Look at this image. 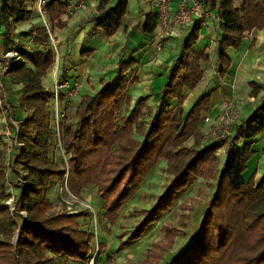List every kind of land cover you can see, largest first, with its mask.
<instances>
[{
	"label": "trees",
	"instance_id": "16d2710c",
	"mask_svg": "<svg viewBox=\"0 0 264 264\" xmlns=\"http://www.w3.org/2000/svg\"><path fill=\"white\" fill-rule=\"evenodd\" d=\"M110 1L99 0L97 10L103 11ZM129 1L118 0L95 27L106 37L115 36L128 13ZM235 3L202 0L204 8L218 12L220 19L217 64L221 79L232 67L226 51H237L254 29H264V0H243L239 7ZM33 4V0H0V26L4 28L0 32V56L16 50L21 58L9 63L5 78L22 88L17 105L26 114L24 121H15L18 132L10 138V154L0 123V264H54L57 258L89 264L94 259L95 234L81 229L78 223L85 212L67 211L66 203H62L64 210L51 212L48 195L55 182L61 181L78 200L83 191L96 189L97 198L103 201V218L113 227L120 211L141 191L161 160L171 175L169 184L151 208L135 212L142 219L131 231L120 233L118 247L125 249L142 240L201 178L216 181L212 197L184 251L173 255L167 264H264V176L259 183L254 175L248 181L243 177L255 156L252 146L264 133V95L252 115L234 129L232 136L243 142L241 147L231 143L232 136L200 147L204 135L199 126L203 114L210 112L212 95L199 97L188 111L184 103L185 93L202 82L204 65L211 59L207 47L198 45L203 25L195 22L189 28L149 121L144 112L146 97H140L130 108L129 87L137 79L128 74H134L136 62L123 58L117 63L115 77L107 83L100 79V89L80 96L73 111L66 107L69 100L61 94L59 107L66 108L62 109L65 116L58 119L54 90L42 83L57 60L56 52L50 49L49 31L42 23L31 31L16 30L31 20ZM43 10L53 35L57 29L64 30L67 23L62 18L68 13L64 2L50 0ZM139 26L143 35L153 39L160 26L158 13L150 11ZM32 44L37 46L33 51L26 46ZM91 55V51L81 53ZM66 61L65 57L59 67L58 84L66 81ZM248 87L250 98L264 94L257 81ZM5 93L0 87V118L5 116L10 129L13 107ZM222 147L226 158L219 169L217 150ZM8 187L18 192L12 193ZM164 231L166 246L171 247L178 229L167 226ZM104 247L99 244L95 264L102 263ZM150 255L157 261L163 259L160 252Z\"/></svg>",
	"mask_w": 264,
	"mask_h": 264
},
{
	"label": "crops",
	"instance_id": "0c3cea01",
	"mask_svg": "<svg viewBox=\"0 0 264 264\" xmlns=\"http://www.w3.org/2000/svg\"><path fill=\"white\" fill-rule=\"evenodd\" d=\"M33 1V16L30 21L21 23V25L16 28L19 33L23 31H31L42 23L39 15L36 14L38 0ZM139 1L141 3L143 2L144 5H141L140 7L137 6L134 12L130 11L129 2L128 13L123 21L121 29L115 36L110 38L106 37L102 30L95 27V22L105 15L107 9L115 6L118 0H111L101 12L97 10L99 0H86V6L83 9H78L75 12L64 15L62 21H65L67 25L64 27V30H55L54 37L58 44L61 61L65 57L67 58L65 64V71L67 72L66 81L71 87L80 90L79 93L70 96L72 100H79L82 95H93L95 90H97V83H99L100 79H103L106 83L113 79L117 73V63L123 58L127 62L131 60L136 62V65L132 68L134 74H128L130 78L135 77L137 79V82L129 87V97L131 98L130 108L135 105L140 97H146L147 108L144 112H152V116L156 112V107L161 98L160 90L166 83V78L172 63L180 55L183 40L189 29L185 28L179 32L176 31L168 37H161L162 40L158 37L156 38V41H153L152 38L150 40V37L141 33L139 25L144 24L145 17L150 11L158 13L155 4L156 0ZM242 1L243 0H236L235 5L239 7L242 4ZM174 5L175 4H173V6ZM213 12L218 14L216 11ZM3 29L4 28L0 26V32H3ZM221 36L222 33L219 29V23L215 20H210L208 25L204 27L200 33L201 39L198 43L199 48L203 49L204 47H207L208 52L213 48H217V51H215L218 52L219 42L222 39ZM253 40L255 44L251 45ZM159 42L162 44L161 50L157 48ZM85 51H91V57L81 56V53ZM226 52L232 62V67L229 72H236L238 68L234 66V62L239 60V64L243 65L244 70L246 69L248 72V78L255 79L254 81H257L264 89V70L263 66H261V61L264 59V29H254L251 34L246 36L242 46L237 49V51L230 48ZM231 53L235 55V61L231 58ZM216 70L218 74V69ZM229 72L224 79H220L226 80L224 81V87L226 89V95H228L227 103H233L235 95L240 91H245V89H237L238 80H236L235 76L233 77V80H231ZM58 75L59 73L55 72L49 73L42 80L43 86L52 89L54 84L58 81ZM214 75L210 77V80L205 79L206 76H203L201 81L204 85L198 90V92H196V94L195 91L198 89V86L194 91L185 93L187 98L184 106L185 104L188 106L189 103H191L192 106L201 94L210 95L211 90L221 86L218 85V82L217 84H212V78H214ZM251 82L252 81H247L246 83L249 86V83ZM209 85L210 87L214 86L215 88H207ZM1 86L5 89L6 98L13 107L12 116L14 117L10 119V122L12 123L13 120L16 122L24 121L26 114L22 112L17 105V101L22 95V88L13 85L10 79L5 77L1 81ZM247 90H249V87ZM189 95H191V97ZM263 95L264 94L261 92L257 98L249 97L251 105L244 108L246 117L244 116L243 111L240 110L243 118H249L252 115L255 107L260 103L257 102V100L260 98L262 99ZM212 102L213 101H211L210 112L203 114V120L199 126L203 135L211 132V123L208 122L213 120L214 123V118L221 116L224 110L223 106L225 107L227 104L225 102L226 104L223 105L224 101L217 100V111L211 112ZM0 120V123H3V127L5 128L4 116L0 118ZM206 123H208V125ZM218 127L219 121L214 129H217ZM252 151L255 152V156L248 162V169L243 174V177L248 181V179L254 175L255 180L259 183L264 176V133L256 139L252 146ZM223 152H225V149ZM225 158L226 152L221 166L223 165Z\"/></svg>",
	"mask_w": 264,
	"mask_h": 264
},
{
	"label": "rangeland",
	"instance_id": "374dc122",
	"mask_svg": "<svg viewBox=\"0 0 264 264\" xmlns=\"http://www.w3.org/2000/svg\"><path fill=\"white\" fill-rule=\"evenodd\" d=\"M129 2H130L131 12H134L137 6L140 7L141 5H144L143 2L141 3L139 0H130ZM51 43L52 46L50 47V49H53L56 52L55 49L56 47L58 48V44L56 43L54 44L52 41ZM26 46H28L29 50L32 51L37 48V46L35 47L33 44ZM215 50L217 51V48L215 49L213 48L209 50V52L211 53V59L209 63L204 65L205 67L204 76H206L205 79L210 80L211 79L210 77H212L215 74L214 78H212V84L214 85L217 84L218 82V85H221L216 89L211 90L210 95H212V101H213L211 112L217 111L216 109L217 100L224 101L223 105H225L228 100L227 99L228 95H226L225 92L226 89L224 87L225 86L224 81L226 80H221L216 72L217 71L216 69H218L219 66L217 64L218 52H216ZM230 56L235 61L234 59L235 55L231 53ZM59 57H60V53H59ZM261 62H262L261 66H263V70H264V59ZM61 63H62L61 59L57 57L55 66L53 67L51 72L59 73L60 72L59 67H61L60 66ZM211 65L213 66V68ZM234 66L237 67L238 69L236 70L235 73L234 71L233 73L229 72L230 79L233 80V77L235 76L236 80H238L237 89L239 88L245 89V91L244 90L240 91L239 93H237V95H235L233 100V106L234 109L238 111L242 110L244 116L246 117L244 108L251 105V101L248 94L249 90H247L248 84L246 82L247 81L253 82L255 79L248 78V72L246 71V69L244 70L243 65L239 64V60L234 62ZM97 85H98L97 90H99L101 84L97 83ZM203 85H204L203 82L200 85H198L197 87L198 89L195 91V94ZM210 85L207 88H209ZM210 88L212 89L215 87L211 86ZM204 95H209V94H204ZM204 95L201 94L200 97ZM189 96L191 97V95ZM68 100L69 101L66 103V107L69 110L73 111L74 108L78 105L80 100L78 99L72 100L71 97H69ZM261 100L262 99L260 98L257 100V102H260ZM175 105L176 104H173V106ZM53 107L54 110L57 111L56 104H54ZM64 107L65 105H61V108L59 107L60 113H63L62 109ZM190 108H191V103H189L188 106L187 104H185L184 110L188 111ZM151 117H152V112H147L146 120L149 121ZM220 117L218 116L214 118V123L213 120L211 122H208L211 123L210 128H212V130L216 128L217 122L219 121ZM59 119H62V117L59 116ZM244 119L247 118H243V120ZM208 123L206 124L208 125ZM207 134H205L204 137ZM230 141L231 143H233V145H237V147H241V145L243 144V142H239V140L234 138V136L231 137ZM188 144L191 145L192 142H189ZM205 145H208V143H205L203 139L200 147H203ZM224 149L225 147H222L217 150V155L219 157V164H218L219 169L221 168L222 161L225 157V152H223ZM170 178L171 175L168 174L166 171V163L164 160H161L155 166L154 170L150 173V175L143 182V187L141 188V191L133 198V200L129 204H127L126 207H124L120 211V218L118 219L116 224L113 225V227H111L108 224V222L103 218L104 215L102 210L103 201L97 198L95 189L83 191L82 199L78 200L75 199V197L72 196V194L68 191V189L62 186V182L58 180L57 182H55L53 186L54 188L50 191L48 195V201H50L52 206L51 212L64 210L62 203H66V206L69 207L67 211L71 210L75 212H81V211L85 212L86 216H84V218H80L78 220V223L80 224L81 229L91 231L92 233L95 234V241H94L95 244L93 245L94 258L99 253V244L103 243L105 245L104 249H102L103 253L101 255V260H102L101 264H167V262L171 259L173 255H179L184 251L187 243L190 241L194 233L198 230L202 216L206 212L205 209L207 203L212 197L211 195L215 188L216 181L214 180L209 181L201 178L195 180L194 183L189 188H187L184 194L177 200L171 212L163 216L160 219V221L156 224V227L146 236H144L142 240L138 241V243L128 248L120 249L118 247L117 240L118 237L120 236V233L128 232L135 228V226L142 219V217L137 215L135 212L141 211L142 209L145 208L146 209L151 208L156 203L157 197L164 191L165 187L169 184L168 182ZM8 188L9 191L12 193L18 192L13 188L10 187ZM9 203H10V207H12L13 203L12 202ZM16 217L20 219L19 216ZM182 224H184V226H181ZM167 226L169 227L173 226L178 229V232H176V237L174 239L175 242L174 244L171 245V247L166 246L167 242L165 241L164 228ZM153 251L160 252L161 255H163V259L158 261L155 260L154 257L150 255V253ZM54 264H78V263H74L72 261L70 262L66 258H57ZM89 264H95V262L91 261Z\"/></svg>",
	"mask_w": 264,
	"mask_h": 264
},
{
	"label": "built area",
	"instance_id": "2783aa9c",
	"mask_svg": "<svg viewBox=\"0 0 264 264\" xmlns=\"http://www.w3.org/2000/svg\"><path fill=\"white\" fill-rule=\"evenodd\" d=\"M49 1L50 0H38L37 14L40 17L43 26L48 29L52 39L51 41L55 44L53 34L51 33V29H49L47 15L43 10V6ZM59 1L66 4L68 13L75 12L78 9H83L86 6V0ZM155 4L158 11V20L160 26L157 28L156 33L153 36V41H156L157 37L162 40L161 37L165 38L174 34L176 31L179 32L185 28L189 29L195 22L200 23L204 28L208 25L210 20H215L217 23L220 20L217 13L204 8L202 0H156ZM173 4L175 5L173 6ZM157 48L161 50V42L157 44ZM55 50L56 56L58 57V48L56 47ZM12 60L16 62L21 61V58H19L18 52L16 50L8 51L7 53L0 56V87H2L1 81L6 76L5 72L7 71L9 63ZM53 90V100L57 106V118L59 119V116L63 118L65 114L59 112L60 95L63 94L64 98L68 99L70 96L77 94L79 90L75 87H71L67 81L63 82L62 84H58V82H56L54 84ZM223 109V113L221 114L222 116L219 120V127L217 129L211 130V132L203 138L205 143L209 144L213 141L229 140L234 133L235 127L241 124L243 120L242 112L240 110L238 111L234 109L232 102L227 103ZM4 123L6 126L3 130L5 133L4 139L9 144L8 153L10 154L13 151V145H11L12 140L10 138L14 136L15 132H18V127L14 120L12 121V128L10 129L7 127L6 119ZM12 200L9 202H12Z\"/></svg>",
	"mask_w": 264,
	"mask_h": 264
},
{
	"label": "water",
	"instance_id": "95a60500",
	"mask_svg": "<svg viewBox=\"0 0 264 264\" xmlns=\"http://www.w3.org/2000/svg\"><path fill=\"white\" fill-rule=\"evenodd\" d=\"M97 258H98V257H97V255H96V256H95V258H94L92 261H94V262H95V261L97 260Z\"/></svg>",
	"mask_w": 264,
	"mask_h": 264
}]
</instances>
